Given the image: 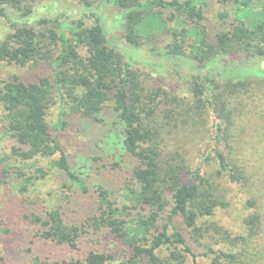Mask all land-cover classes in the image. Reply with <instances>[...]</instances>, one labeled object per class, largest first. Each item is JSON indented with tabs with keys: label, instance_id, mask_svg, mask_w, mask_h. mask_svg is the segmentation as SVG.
I'll return each mask as SVG.
<instances>
[{
	"label": "trees",
	"instance_id": "1",
	"mask_svg": "<svg viewBox=\"0 0 264 264\" xmlns=\"http://www.w3.org/2000/svg\"><path fill=\"white\" fill-rule=\"evenodd\" d=\"M34 1L0 0V18L13 21L11 31L0 39V105L4 129L19 143L13 149L15 155L29 160L60 153L59 169L87 193L86 180L73 168L47 122V110L57 96L86 123V119L100 120L111 104L122 126L123 151L132 162L131 176L137 183L132 187L134 208L140 211L137 224L128 225L130 207H116L101 186L97 211L82 220L67 218L65 207L42 206L8 192L10 213L18 215V223H27L25 230L34 229L42 241L34 264H109L112 254L104 245L82 246L85 235L104 227L127 244L132 262L146 257L149 264H167L160 254L165 248L168 264H203L202 255L209 264H256L247 255L264 226V185L250 177L252 159L238 156L231 131L245 114L233 98L249 93L247 79L257 74L237 76L238 81L230 77L224 84L211 64L225 58L236 68L246 64L245 54L264 55V48L253 43L264 42V12L248 25L250 18L256 19L251 17L253 0H234L238 13L232 11L233 22L236 19L238 24L210 37L201 26L204 5L197 6L201 0H102L122 8V39L127 44L144 46L160 64L186 67L188 62L190 70L185 75L191 87L185 99L163 87L146 90L131 57L114 46L99 16L91 25L83 19L59 22L47 17L31 24L27 17L34 13ZM80 1L91 7L90 0ZM171 9L184 11L191 23L170 28L168 20L178 16L174 11L165 18L162 12ZM9 11L16 16L10 17ZM163 29L168 42L158 48L151 41ZM243 42L249 43L246 50H242ZM7 66L17 72L1 78ZM159 102H165V107L156 118ZM256 113L257 108L252 115ZM37 171L42 177L47 173L42 168ZM27 190L21 185L19 192ZM88 203L87 198L82 204ZM13 231L15 235L19 230ZM0 239L6 241L0 245L7 250L9 237ZM198 246L204 251L198 252Z\"/></svg>",
	"mask_w": 264,
	"mask_h": 264
},
{
	"label": "rangeland",
	"instance_id": "2",
	"mask_svg": "<svg viewBox=\"0 0 264 264\" xmlns=\"http://www.w3.org/2000/svg\"><path fill=\"white\" fill-rule=\"evenodd\" d=\"M90 1L91 7L88 8L80 0H35L32 3L34 13L27 18L31 24H36L39 19L47 17L58 19L59 22L83 19L87 25H91L95 22V16H99L114 46L118 47L117 49L129 59L131 57L146 90L151 91L157 87H163L174 93L177 92L180 97L186 99L191 87L190 80L185 75L190 70L188 62L186 67L185 65H176L175 67L171 64H160L159 59L153 56V53L145 49L144 46L141 48L130 46L122 39L125 32L124 21L121 19L120 13L122 8L112 3H104L102 0ZM180 1L185 2V0ZM201 4L204 5V19L201 21V26L205 27L204 29L210 37H213L217 31H221L227 26L231 28L234 24H238L236 19L233 22L232 11L238 13L234 0H201V3H197V6ZM174 11L178 17L173 21L168 20L170 28L178 26V29H181L185 24L191 23L186 19L184 11L165 10L162 12V16L166 18L170 12ZM9 12H11L10 17L17 14L15 11ZM223 12L228 13L223 16L221 14ZM262 12H264V0H253L251 3V17L254 16L256 19L250 18L246 24L250 25L253 20L262 18ZM239 13H243L241 14L243 16L246 14L244 11ZM12 24L13 21L8 18H0V39L11 31ZM57 31L59 32L58 28ZM161 32L165 33L159 34ZM157 34L151 42L158 48L164 47L168 42L166 29ZM253 43L264 48V42H260V40ZM247 44L249 43H242L244 46L242 50H246ZM251 47H253V44H250L249 48ZM79 50L85 55V49L80 48ZM244 58L246 64L236 68L228 65L229 60L225 63V58L218 59L211 66L216 67L217 70L214 73L217 77L225 80L224 84L230 77H235L234 79L238 81L240 79L237 76L243 78L257 74L251 79H247L251 85L250 92L233 98L237 109H242L245 114L238 121V127L231 131V137L236 142L238 156L246 154L252 159L250 177L257 179L259 182L263 181L264 185V55L256 54L251 57L245 54ZM5 69L7 72L1 75V78H9L14 72H17V70H13L12 66H7ZM31 73L32 71H29L30 76ZM241 100L245 104L241 105ZM109 105H106L104 112L99 115L100 120L86 119V123L80 114L72 113L66 104V100H62L60 97L56 96V99L52 100L47 110V122L58 134L61 146L73 168L80 172L86 180L89 191L85 194L57 166L56 161L60 157V153L49 157L38 156L29 160H22L15 155L13 149L19 143L4 129V111L0 105V236L9 237L7 250H3L1 247L6 241L0 239V242H2L0 255L3 256L0 264H34L33 258L41 252L38 246L42 241L35 236L34 229L28 228L25 230L29 225L23 222L18 223L19 216L10 213L6 205L9 197L8 192L17 194L18 198H27L32 203L39 202L42 206L45 205L50 208L65 207L67 218L82 220L85 216L97 211V188L101 186L109 191L111 201L115 202L116 207L121 209L126 206L130 207L128 209L130 214L127 216V224H137L140 211L134 208L135 195L132 191V187H137V183H134L131 176L132 162L123 151L122 126L117 113ZM164 107L165 102H159L156 118L162 114ZM256 108L257 113L253 116L252 113ZM250 115L251 117H249ZM60 118L63 120L62 125H58ZM40 168L47 172L43 177L37 171ZM24 176L30 179L25 180ZM21 185L27 186L28 190L20 193ZM6 188L11 191H6ZM88 195L89 197H87ZM87 198L89 203L85 206L86 204L82 203ZM263 203L264 199L262 200ZM235 209L239 210V207L236 206ZM262 212H264V207ZM235 216L236 214L233 215L234 218ZM18 224L21 227H18ZM14 228L19 230L15 235L13 234ZM22 230L24 234L19 233ZM257 239L252 242L247 257L256 261V264H263L264 226H262V231ZM33 240H36L34 241L36 243H33ZM103 245L104 249L112 254L109 264H149L146 257H142L137 262L130 261L132 255L127 244L105 227L99 233L85 235L82 240L84 248ZM32 247L35 250L32 251ZM197 251L203 252L204 248L198 246ZM160 254L168 264L169 252L163 248ZM43 256L46 257V254H43ZM49 260L55 259L49 258ZM189 261H191L190 258ZM201 261L203 264H209L207 256L202 255Z\"/></svg>",
	"mask_w": 264,
	"mask_h": 264
}]
</instances>
